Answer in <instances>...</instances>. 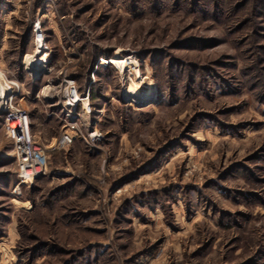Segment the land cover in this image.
I'll list each match as a JSON object with an SVG mask.
<instances>
[{
    "label": "rangeland",
    "instance_id": "1",
    "mask_svg": "<svg viewBox=\"0 0 264 264\" xmlns=\"http://www.w3.org/2000/svg\"><path fill=\"white\" fill-rule=\"evenodd\" d=\"M8 92L82 134L20 185L0 115V264H264V0H0Z\"/></svg>",
    "mask_w": 264,
    "mask_h": 264
},
{
    "label": "built area",
    "instance_id": "2",
    "mask_svg": "<svg viewBox=\"0 0 264 264\" xmlns=\"http://www.w3.org/2000/svg\"><path fill=\"white\" fill-rule=\"evenodd\" d=\"M34 34L36 41L41 43L44 37L38 25L34 27ZM64 83L68 92L63 107L66 110V118L71 120L77 116L76 109L79 103L86 106L84 109L89 106V93L82 96L74 81L65 80ZM14 98L15 95L7 93L5 104L0 108V115L3 116L4 131L13 144L19 184L28 186L48 173L52 152L69 146L82 133L78 122L70 121L67 122L59 139L54 140L48 146L43 144L33 133L29 113L21 105L14 104Z\"/></svg>",
    "mask_w": 264,
    "mask_h": 264
},
{
    "label": "bare ground",
    "instance_id": "3",
    "mask_svg": "<svg viewBox=\"0 0 264 264\" xmlns=\"http://www.w3.org/2000/svg\"><path fill=\"white\" fill-rule=\"evenodd\" d=\"M45 60V59H44ZM105 61V60H104ZM107 63H110V64H113V65H117L118 64V66L120 65V68L121 69H123L124 70V68L127 66V65H130V64H132V63H134V61H132V60H130V59H126V60H124L123 62H118V63H116L115 61H109V62H107ZM35 65H34V67L35 66H37V64L36 63H34ZM136 71H137V69H136ZM138 75V74H137ZM137 77V76H136ZM138 78V77H137ZM139 79V78H138ZM131 92L133 93V95H135L136 97H138V98H141L140 96H138V95H136L137 93H136V90L135 91H132L131 90ZM78 97V96H77ZM144 97H150V93L148 92ZM143 98V97H142ZM16 124H14V126H15Z\"/></svg>",
    "mask_w": 264,
    "mask_h": 264
},
{
    "label": "crops",
    "instance_id": "4",
    "mask_svg": "<svg viewBox=\"0 0 264 264\" xmlns=\"http://www.w3.org/2000/svg\"><path fill=\"white\" fill-rule=\"evenodd\" d=\"M36 136H37V134H36Z\"/></svg>",
    "mask_w": 264,
    "mask_h": 264
}]
</instances>
